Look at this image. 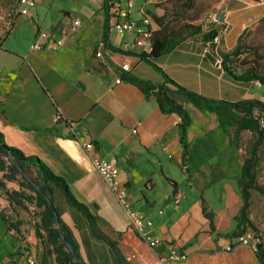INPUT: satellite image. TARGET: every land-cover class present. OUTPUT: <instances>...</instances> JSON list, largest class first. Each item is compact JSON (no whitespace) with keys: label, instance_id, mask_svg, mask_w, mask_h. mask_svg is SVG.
<instances>
[{"label":"crops","instance_id":"1","mask_svg":"<svg viewBox=\"0 0 264 264\" xmlns=\"http://www.w3.org/2000/svg\"><path fill=\"white\" fill-rule=\"evenodd\" d=\"M17 1L0 0V23L9 21ZM34 1L26 16L31 20L49 10L53 0ZM102 5V0H70L58 10L56 20L47 13L49 39L42 50L0 49V133L5 144L40 160L86 208L83 214L68 206L57 191L53 194V204L72 230L85 264H116L104 237L129 264H160L170 244L187 259L161 264H258L247 242L224 250L234 241L224 235L234 229L233 217L241 205L235 186L240 151L229 145L213 114L183 105L191 124L186 133L189 151L181 165L177 119L162 114L152 98H144L121 80L128 74L159 85L163 78L138 58L141 51L132 36H118L108 25ZM144 5L142 1L135 9ZM213 9L224 13L219 50L233 49L245 32L264 41V0H216ZM133 17L138 18L135 10ZM75 20L80 25L71 30ZM105 21L108 48L100 46ZM32 33L36 37L39 28L33 25ZM59 39L62 46L50 49L51 42ZM153 63L179 86L206 98L230 103L264 98L263 86L227 78L219 61L197 40L180 43ZM87 141L92 148L82 147ZM98 159L118 168L131 209L143 223H151L142 230L158 239V245L149 248L130 227L94 169ZM5 185L10 191L19 190L14 182ZM34 210L33 206L27 212L20 210L0 191V264H27V259L40 264L42 248L33 232L37 219L27 217ZM204 212L213 216L214 233ZM91 222L100 238L90 230Z\"/></svg>","mask_w":264,"mask_h":264},{"label":"trees","instance_id":"2","mask_svg":"<svg viewBox=\"0 0 264 264\" xmlns=\"http://www.w3.org/2000/svg\"><path fill=\"white\" fill-rule=\"evenodd\" d=\"M110 0H102V9L107 15ZM143 2L146 0H142ZM195 0H184L180 2L175 14H183L188 10L193 14L185 18L184 23L178 28H171L168 22L175 19L171 14L163 13L160 16L149 13L156 29L151 36V51L148 55L141 53L138 58L149 64L161 77L163 83L159 85L150 84L125 74L121 80L135 87L146 99L152 98L162 114L173 116L177 119L179 130V143L182 151L179 156L181 165L184 166L188 155L189 144L186 133L191 124V118L183 105H190L201 113H210L216 117L218 128L227 136L229 145L240 151V136L243 132H249L253 141L249 144L247 156L243 158L240 151L241 167L235 181L237 194L240 199V208L233 217L234 229L224 235L225 238L238 239L251 234L254 244L252 249L258 264H264V245L258 229L249 219V201L251 192H257L264 197V187L258 186L256 182L257 152L264 140V127H261L259 118L264 116V105L257 99H247L230 103L222 100H214L199 95L173 82L161 69L156 67L153 60L172 52L180 43L193 39L201 42L208 50L211 58L220 63V68L225 76L233 82L250 84L257 83L264 87V41L249 38V33H243L237 40L236 45L229 51H221L217 48L220 40L223 24H211L203 29L200 21L205 10H199L194 3ZM15 9L10 13L9 25L18 17ZM189 12V11H188ZM180 17V16H179ZM155 21V22H154ZM264 24V19L261 24ZM0 33L8 34V30ZM100 43L104 48L110 47L107 40V25L103 28ZM10 157L12 161L10 160ZM32 168V169H31ZM0 191L6 200L22 211H28V206H33L32 217L37 221L33 225L34 236L41 245L40 264H85L81 258L78 244L72 230L66 226L53 204V194L57 191L68 206L87 214L86 208L77 203L65 183L55 176L50 169L35 157H24L21 152L8 147L0 133ZM29 178L31 180L28 181ZM5 182H14L19 190H9ZM35 186L39 189L37 191ZM51 204V206L49 205ZM209 222L210 232L214 233L212 214L203 213ZM56 216V217H55ZM89 228L95 235L92 222ZM96 236V235H95ZM97 238L99 236H96ZM100 238V237H99ZM112 248L116 264L127 263L113 242L101 238Z\"/></svg>","mask_w":264,"mask_h":264},{"label":"built area","instance_id":"3","mask_svg":"<svg viewBox=\"0 0 264 264\" xmlns=\"http://www.w3.org/2000/svg\"><path fill=\"white\" fill-rule=\"evenodd\" d=\"M107 22L112 27L114 32L118 36L130 35L133 38V44L140 49L141 53L148 55L151 51V36L155 30L154 23L150 15L146 12L144 7L134 8L133 0H110L108 3ZM34 0H18V9L16 10L17 16H28L30 11L34 8ZM134 10L138 14V18L133 17ZM202 28L205 30L211 24H219L218 16L216 13H209L206 18L200 21ZM80 22L75 20L72 23L71 30L79 27ZM40 41H36L30 45V50L39 51L45 48L49 36L40 32L37 34ZM63 44L62 40L52 41L50 49H58ZM103 47V44L100 45ZM100 53H96V57H99ZM128 68L125 67L124 71ZM59 115H56V119H59ZM261 127H264V120H260ZM136 133V130L132 131ZM84 149L92 148L93 144L90 141L82 143ZM94 169L101 181L108 188L113 196L117 206L125 213L130 227L135 231L138 238L145 243L149 248L159 244V240L153 238L150 234L143 232V225L151 227V223L142 222L141 216L138 212L131 209L130 202L128 200L127 190L124 184L119 180V170L115 164L111 161L104 159H98L94 162ZM175 204L178 203V199H174ZM245 243L243 238L234 239V241L227 245L224 250L229 252L235 246V244ZM187 259L186 254L181 252L175 245H168V256L159 260V263L165 261L171 262H183ZM27 264H32L30 259H27Z\"/></svg>","mask_w":264,"mask_h":264},{"label":"rangeland","instance_id":"4","mask_svg":"<svg viewBox=\"0 0 264 264\" xmlns=\"http://www.w3.org/2000/svg\"><path fill=\"white\" fill-rule=\"evenodd\" d=\"M146 1H148L146 3ZM144 1V9L149 14H155L159 16L163 13H166L167 16H171L174 14L176 16L175 19H171L168 22L169 27L171 28H178L182 23H184L185 18L189 15L193 14V11L188 10L183 14L178 15L179 10L176 7L180 5V2L184 0H146ZM70 0H53L51 7L49 10H44L43 14H38L37 17H34L33 20L27 18L26 16H18L17 26L13 28L6 36H3L4 33H0L1 36V46L0 49H30V45L36 41H40L38 35L36 37L33 36L32 33V26L35 25L39 28V32L47 33L49 29L47 28L46 24L44 23V16L48 15L52 17V19L56 20L60 17L58 10L60 8H66L69 4ZM216 0H195L194 3L199 10H205L201 19L204 20L209 13H214L215 10L213 9V5L215 4ZM18 3V1H17ZM134 8L140 6L142 0H133ZM17 6V5H16ZM12 8V10H14ZM37 9H41L40 5H37ZM4 10V9H3ZM9 10V9H8ZM177 10V14L175 11ZM9 12V11H8ZM217 14V13H216ZM180 16V17H179ZM219 17V15L217 14ZM155 22V21H154ZM0 28L2 31H6L10 28L8 21L1 22ZM137 49V48H135ZM264 52V46H263ZM262 65L264 68V61H262ZM264 103V98L261 99ZM259 120H264V116H261ZM253 141L252 136L249 132H243L240 136V151L242 153L243 158L247 156L249 150V144ZM256 182L258 186L264 187V140L257 152V166H256ZM249 219L253 222L254 226L258 229L259 235L261 237L262 244L264 245V197L259 195L257 192H251V197L249 201ZM27 217L29 219L32 217L30 213H27ZM244 241L249 243L251 246L254 244V240L250 233L244 237Z\"/></svg>","mask_w":264,"mask_h":264},{"label":"water","instance_id":"5","mask_svg":"<svg viewBox=\"0 0 264 264\" xmlns=\"http://www.w3.org/2000/svg\"><path fill=\"white\" fill-rule=\"evenodd\" d=\"M223 18H224V13H221L220 15H219V17H218V23L219 24H222V21H223ZM10 160L12 161V159H11V157H10ZM28 179V181H30L31 182V180L29 179V178H27ZM35 189L37 190V191H39V189L35 186ZM40 192V191H39ZM49 205L51 206V204L49 203ZM56 217V216H55Z\"/></svg>","mask_w":264,"mask_h":264}]
</instances>
